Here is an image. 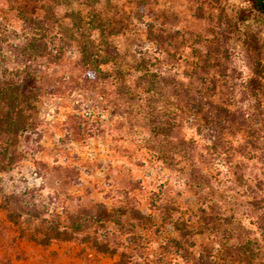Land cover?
I'll return each mask as SVG.
<instances>
[{
  "label": "rangeland",
  "instance_id": "rangeland-1",
  "mask_svg": "<svg viewBox=\"0 0 264 264\" xmlns=\"http://www.w3.org/2000/svg\"><path fill=\"white\" fill-rule=\"evenodd\" d=\"M245 2L222 0L217 5L208 0H99L95 11L117 23L110 39L123 63L143 56L155 69L185 83L196 85L201 76L210 86L216 79V90H208L204 97L221 105L230 93L223 84L225 75L240 84L249 70L242 60L241 41L233 36L232 60L226 62L221 48L216 51L213 32L221 12L230 14L233 6ZM71 6L77 8L79 3ZM71 6L55 5L51 0H0V66H19V47L32 35L47 44L45 55L34 62L39 91L35 125L20 137L18 161L10 170L0 171V264H114L117 255L97 250L92 239L128 238L136 233L153 238V246H157L168 234L167 229L159 227L160 210L173 201L195 225L201 222L200 208L217 224L212 233L208 232L214 223L206 225L203 235L194 236L196 249L202 241L224 245L237 241L213 238L224 230V217L232 216L256 232L249 221L256 214L253 196L264 195L262 154L232 161L228 156L210 155L211 142L198 128H218L223 114L215 107L193 112L183 101L170 139L195 142L211 192L201 202L185 183L184 161L177 156H160L157 146L163 139L150 132L151 118L122 97L111 77L103 79L91 73L80 61L78 44L66 40L60 24H70L67 14ZM23 15L43 16L44 23L34 29L23 21ZM149 22L155 25V31L173 34L174 38L164 45L153 43L147 38ZM206 52L207 72L201 73L196 71L197 54L204 58ZM219 63L225 64V71ZM102 68L108 74L113 72V65ZM235 94V100H240L239 93ZM170 108H161L158 119L170 116L174 121L176 114ZM262 111L264 114V100ZM227 139L233 147L242 143L236 136L227 135ZM239 160L251 187L236 180L233 165ZM98 204L119 211L125 206L138 208L150 214L151 220L142 225L124 216L115 227L106 220H91L81 231H73L72 221ZM50 226L67 231V237H52L56 233L49 232ZM48 234L54 239L42 242ZM260 240L264 252V236Z\"/></svg>",
  "mask_w": 264,
  "mask_h": 264
},
{
  "label": "trees",
  "instance_id": "trees-1",
  "mask_svg": "<svg viewBox=\"0 0 264 264\" xmlns=\"http://www.w3.org/2000/svg\"><path fill=\"white\" fill-rule=\"evenodd\" d=\"M51 1L55 5L71 6L74 2L79 3L77 8L71 6L68 10L67 17L70 19V24H60L66 40L75 41L78 44L80 61L91 73L102 75L103 79L111 77L117 83V90L122 97L128 100L131 106L137 107L139 113L143 112L144 116L151 118L150 132L163 139V142H159L157 146L160 156H177L184 161L185 183L195 191L201 202L206 200L211 192L208 174L197 157L199 153L195 142L170 139V131L178 125L177 111L182 108L183 101L191 105L193 112L215 107L223 114L222 123L218 128H198V132L211 142L210 155L228 156L230 161L235 157L242 160L254 159L261 154L264 158V114L262 111L264 0H246L244 4L233 6L230 14L221 12L217 17L216 30L213 32L216 51L221 48L223 61H231L233 36L238 38L243 45L242 60L249 70L240 84L232 82V78L225 75L223 84L230 93L227 102L223 101L224 104L221 105L204 97L208 90H216V79L211 80L210 86L205 84L201 76H198L196 85L190 81L185 83L173 74L159 68L155 69L150 59L143 56L133 59L130 64L123 63L122 56L110 39V36L116 33L117 23L112 18H103L95 11L99 0ZM208 1L217 5L222 2V0ZM22 17L23 21L34 25V29H39L44 23V17L40 15L35 17L23 15ZM146 32L147 38L159 45H164L174 38L173 34L155 31V25L152 22L147 23ZM40 40L34 35L26 38L25 43L18 50L21 57L19 66L15 68L0 66V171L10 170L18 161L20 137L35 125L39 91L37 68L34 62L43 57L47 51L46 42ZM207 52L210 53L211 48ZM208 53L204 58V55L197 54L199 62L201 60L202 63L196 64V71L207 72ZM107 65H113L111 74L102 68ZM219 67L225 71V64L219 63ZM132 73H136L135 78ZM131 76L132 79L129 81L128 78ZM235 93H239L240 100H235ZM243 101L246 102L243 103ZM170 106L176 114L174 121L171 122L170 116L159 120L157 114L161 112V108H170ZM227 135L238 137L242 143L238 147H233ZM233 171L241 185L251 187L248 179L244 178L240 160L234 163ZM253 198L256 214L255 219L249 221V224L255 226L257 233L243 225L240 220L234 221L232 216L224 217L221 219L224 222V230L220 231V236L215 235L213 238H237L235 243L229 245L202 241L196 249L194 236L203 235L205 229H208L206 227L214 223L208 232L212 233L217 224L215 225L216 222L211 218L205 217V210L200 208L202 223L195 225L189 216L185 217V211L175 201L165 203V207L160 210L159 227L167 229L168 234L160 238L157 246H153V238H144L136 233L128 238H103V240L93 238L92 245L99 251L117 255L114 264H264V252L260 240L264 236V195H254ZM117 211L120 213L119 217ZM124 216L132 217L142 225L151 220L150 214L138 208L125 206L119 211L98 204L93 210L85 211L84 215L77 218L78 220H73L71 229L79 232L89 225L87 223L91 220L92 222L106 220L115 227L120 225V218ZM218 224L221 225V223ZM50 227L49 232L56 233L52 237L67 235V231ZM51 239L54 238L48 234V238H42L41 241L48 242ZM222 251L225 253L222 254Z\"/></svg>",
  "mask_w": 264,
  "mask_h": 264
}]
</instances>
